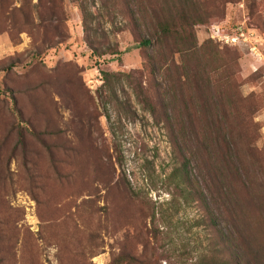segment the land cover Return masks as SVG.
<instances>
[{
    "label": "rangeland",
    "instance_id": "374dc122",
    "mask_svg": "<svg viewBox=\"0 0 264 264\" xmlns=\"http://www.w3.org/2000/svg\"><path fill=\"white\" fill-rule=\"evenodd\" d=\"M226 159L262 237L264 0H0V264H223Z\"/></svg>",
    "mask_w": 264,
    "mask_h": 264
},
{
    "label": "trees",
    "instance_id": "16d2710c",
    "mask_svg": "<svg viewBox=\"0 0 264 264\" xmlns=\"http://www.w3.org/2000/svg\"><path fill=\"white\" fill-rule=\"evenodd\" d=\"M151 40L144 38L143 45H150ZM207 164V160H205ZM229 168L221 169L219 165L215 173H208L207 177L197 175L191 168L190 161L184 160L181 166H176L169 174V180L175 183L176 188L183 194L196 197L203 204L213 202L217 207H221L226 213V220L229 222L230 231L216 235L215 262L223 264H264V236L258 237L245 228L243 220L240 218L239 190L230 183L234 170L230 160L226 159ZM231 169V170H229ZM239 176V175H237ZM203 182V186H202ZM218 212V210H217ZM220 214V213H219ZM212 213L210 218L217 228L220 215Z\"/></svg>",
    "mask_w": 264,
    "mask_h": 264
},
{
    "label": "built area",
    "instance_id": "2783aa9c",
    "mask_svg": "<svg viewBox=\"0 0 264 264\" xmlns=\"http://www.w3.org/2000/svg\"><path fill=\"white\" fill-rule=\"evenodd\" d=\"M212 39L220 41L226 44L236 45L241 40L238 35H232L230 33L223 32L219 25H214L211 33ZM248 39V36H244V41ZM255 45L252 46V49H256Z\"/></svg>",
    "mask_w": 264,
    "mask_h": 264
}]
</instances>
